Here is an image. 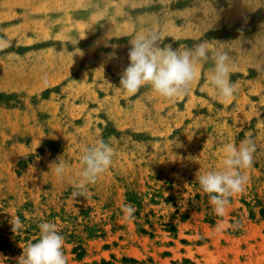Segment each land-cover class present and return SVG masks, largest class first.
<instances>
[{"label": "rangeland", "instance_id": "rangeland-1", "mask_svg": "<svg viewBox=\"0 0 264 264\" xmlns=\"http://www.w3.org/2000/svg\"><path fill=\"white\" fill-rule=\"evenodd\" d=\"M141 32L227 51L234 97L208 84L211 60L173 99L124 92ZM246 134L248 180L220 217L196 174L225 170ZM101 139L112 164L73 196ZM46 221L68 264H264V0H0V264H18Z\"/></svg>", "mask_w": 264, "mask_h": 264}, {"label": "clouds", "instance_id": "clouds-1", "mask_svg": "<svg viewBox=\"0 0 264 264\" xmlns=\"http://www.w3.org/2000/svg\"><path fill=\"white\" fill-rule=\"evenodd\" d=\"M161 40L162 37L155 32L136 33L129 39V64L122 72L119 88L129 95H135L142 87L149 86L159 96L173 99L189 89L197 77L198 67L211 60L213 66L208 70V84L221 100L226 101L234 97L237 83L232 82L230 78V56L227 51L213 52L208 41H201L192 47L181 45L174 48L171 44L161 46ZM78 42L79 40L76 44ZM255 151V144L246 134L238 147L232 143L225 146V170L196 174V180L203 192L209 196L217 216L223 217L230 204V198L244 190L248 177L241 169L252 166ZM113 155L111 144L102 139L94 146L83 149L81 180L75 186L73 196L84 195L86 185L94 183L97 177L111 166ZM54 165L55 174L63 176L67 165L60 158ZM122 211L126 218H132L135 208L128 204ZM12 226L13 232L16 233L21 227L19 218ZM38 227V239L23 249L18 264H68L64 251L65 239L57 225L46 221L41 222Z\"/></svg>", "mask_w": 264, "mask_h": 264}]
</instances>
